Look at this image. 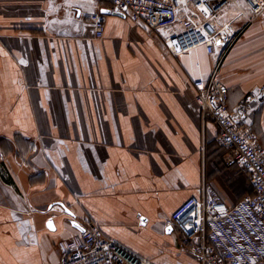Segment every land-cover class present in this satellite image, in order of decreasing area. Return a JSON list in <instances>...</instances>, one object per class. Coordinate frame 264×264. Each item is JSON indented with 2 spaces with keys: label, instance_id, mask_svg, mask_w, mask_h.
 <instances>
[{
  "label": "crops",
  "instance_id": "obj_1",
  "mask_svg": "<svg viewBox=\"0 0 264 264\" xmlns=\"http://www.w3.org/2000/svg\"><path fill=\"white\" fill-rule=\"evenodd\" d=\"M192 10L181 1L178 20ZM96 11L106 14L101 39ZM234 14L214 20L242 30L223 58L221 46L172 57L162 29L107 1L0 0V264H59L58 243L88 222L154 264H200L164 220L203 182L234 205L224 182L239 171L193 82L217 71L229 110L264 146V14L245 29Z\"/></svg>",
  "mask_w": 264,
  "mask_h": 264
},
{
  "label": "built area",
  "instance_id": "obj_2",
  "mask_svg": "<svg viewBox=\"0 0 264 264\" xmlns=\"http://www.w3.org/2000/svg\"><path fill=\"white\" fill-rule=\"evenodd\" d=\"M107 1L110 11L129 17L150 32L162 29L161 42L172 57L203 48L212 54L221 46L223 58L237 42L240 32L225 33L214 20L229 6L231 22L242 29L264 14V0H93ZM181 1L192 7L187 18L178 20ZM106 14L93 12L89 20L94 37L101 39ZM196 102L204 119L219 128L217 144L226 150L227 166L243 173L252 189L229 205L215 188L203 182L199 197L185 201L164 226L175 229L182 247L200 264H264V146L237 113L227 106L228 88L214 71L207 79L193 82ZM264 98V83L259 88ZM76 236L58 243L59 264H154L121 242L107 238L100 227L88 222Z\"/></svg>",
  "mask_w": 264,
  "mask_h": 264
},
{
  "label": "trees",
  "instance_id": "obj_3",
  "mask_svg": "<svg viewBox=\"0 0 264 264\" xmlns=\"http://www.w3.org/2000/svg\"><path fill=\"white\" fill-rule=\"evenodd\" d=\"M237 174H238V172H237ZM241 174H243V173H241ZM226 189L228 190L229 194L231 192H233V194H234L233 197H235V198L237 197L239 199V201L247 195H252V189L248 183L246 176L241 178L240 180L238 178L235 182L228 183V186H226Z\"/></svg>",
  "mask_w": 264,
  "mask_h": 264
},
{
  "label": "rangeland",
  "instance_id": "obj_4",
  "mask_svg": "<svg viewBox=\"0 0 264 264\" xmlns=\"http://www.w3.org/2000/svg\"><path fill=\"white\" fill-rule=\"evenodd\" d=\"M236 172H237V171H236ZM237 176H238L239 180H240L241 178L245 177L243 174H241V172H238ZM221 182H222V181H221ZM224 185H227V186H228V182H227V184L224 182ZM223 187H224V186H223ZM218 188H219V187H218ZM216 190H217V189H216ZM224 190L227 192L228 195H231L232 197L234 196L233 192H231V193L229 194V192H228L227 189L224 188ZM217 191H218V190H217ZM218 192L220 193L221 197L223 198V195H225V194H224L220 189H219ZM232 194H233V195H232ZM236 200L238 201L239 199H236ZM237 201H236V202L233 201V203L235 204V203H237Z\"/></svg>",
  "mask_w": 264,
  "mask_h": 264
},
{
  "label": "water",
  "instance_id": "obj_5",
  "mask_svg": "<svg viewBox=\"0 0 264 264\" xmlns=\"http://www.w3.org/2000/svg\"><path fill=\"white\" fill-rule=\"evenodd\" d=\"M66 213H67V212H66ZM72 224H75V223H72ZM47 227H48L49 229H51V230L54 229V226H53V223H52L51 220H49V221L47 222ZM169 229H170V231H172V228H171V227H167V231H168V232H170ZM80 230H81V229H80Z\"/></svg>",
  "mask_w": 264,
  "mask_h": 264
},
{
  "label": "snow or ice",
  "instance_id": "obj_6",
  "mask_svg": "<svg viewBox=\"0 0 264 264\" xmlns=\"http://www.w3.org/2000/svg\"><path fill=\"white\" fill-rule=\"evenodd\" d=\"M169 231H170V229H169Z\"/></svg>",
  "mask_w": 264,
  "mask_h": 264
}]
</instances>
